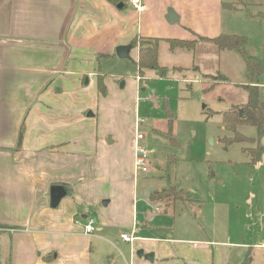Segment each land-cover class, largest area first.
<instances>
[{
	"label": "crops",
	"instance_id": "obj_1",
	"mask_svg": "<svg viewBox=\"0 0 264 264\" xmlns=\"http://www.w3.org/2000/svg\"><path fill=\"white\" fill-rule=\"evenodd\" d=\"M141 1L142 12L108 0H0V264H104V252L123 264H243L247 255L251 264H264L257 254L264 251V210L258 221H247L257 227L247 229L251 240L238 242V213L222 220L226 229L217 234L188 222L175 230L149 206H138L133 145L144 72L126 98L125 85L103 74L102 61L117 58L116 48L134 38L169 48L168 40L230 34L223 18L236 11L224 8L225 0ZM168 9L174 24L166 20ZM137 58L138 49H131L128 60ZM108 111L115 122L122 115L131 136L110 135ZM258 141L264 147V133ZM122 146L121 154L114 151ZM251 166L264 172V151ZM53 185L70 192L55 208L49 206ZM259 191L261 198L264 186ZM87 219L94 221L92 235L84 234Z\"/></svg>",
	"mask_w": 264,
	"mask_h": 264
},
{
	"label": "rangeland",
	"instance_id": "obj_2",
	"mask_svg": "<svg viewBox=\"0 0 264 264\" xmlns=\"http://www.w3.org/2000/svg\"><path fill=\"white\" fill-rule=\"evenodd\" d=\"M225 1L228 10L236 11L227 12L223 23L228 25L231 35L248 39L245 51L259 61L261 74L257 83L262 88L264 0ZM157 63L165 69V74L159 76L145 70L144 77L140 76L144 91L137 92L138 133L144 137L142 145L149 162L148 171L138 173L134 180L139 208L149 206L152 216H161L162 224L175 230L188 222L196 228L200 224L206 230L213 227L217 234L220 229H226L222 220L238 213L234 239L249 242L248 227L251 231L257 227L252 228V223L247 221H258L260 210H264V196L258 195L264 186V172L252 168L248 154L254 152L255 156L261 145L256 139L229 146L221 142L233 135L225 131L221 113L246 101L241 88L246 83L242 57L236 51L218 52L210 44H201L193 51H171L167 44H160ZM101 70L111 80L124 83L122 95L126 93V98L135 91L133 78L138 72L131 60L108 59L102 61ZM219 75L226 80H218ZM109 115L110 111L107 117L110 135L121 132L123 136L125 132L132 135L121 123L122 115L116 122ZM237 131L248 137L256 134V129L250 126H240ZM117 149L114 151L120 154L124 150L123 146ZM156 191H164L163 194L183 191V194H177L180 200L166 206L168 201L164 197L156 204L148 202L149 195ZM251 194L255 195L253 200ZM114 254L104 252L100 262L123 264ZM257 254L263 256L260 257L263 261L264 251Z\"/></svg>",
	"mask_w": 264,
	"mask_h": 264
},
{
	"label": "trees",
	"instance_id": "obj_3",
	"mask_svg": "<svg viewBox=\"0 0 264 264\" xmlns=\"http://www.w3.org/2000/svg\"><path fill=\"white\" fill-rule=\"evenodd\" d=\"M114 5L122 3L125 7L126 3L123 0H108ZM223 7L225 5L223 4ZM204 42L210 44L218 50L223 51H236L242 57L245 64V76L246 83L241 85V88L246 93V101L243 104L236 105L229 108L227 111L221 113V122L225 131L231 132L233 135L231 138H223L221 142L225 146H229L233 143H242L246 140H259L264 133V96L263 89L258 85L257 79L261 74V68L258 59L248 55L245 51V47L248 44L246 37H241L231 34H221L214 38H199L197 41H183V40H168L169 50L183 49L187 51H193L195 49L196 42ZM158 39L151 38H134L130 41L131 48L138 49V58L132 63L136 66L139 76L143 75L145 70L156 72L159 76L165 74V69L160 67L157 63V50ZM218 80L225 81L223 76L218 77ZM97 88L100 94L105 95V86L102 79H98ZM240 126H250L256 129L257 137L252 138L240 134L237 129ZM24 124H21L17 137L16 150H20L23 140ZM259 142V141H258ZM264 151V147L258 149V152L253 156L254 152H249L250 161L249 164L256 165L260 162L261 155ZM243 153L244 149H242ZM164 192V191H163ZM162 191L153 192L149 195L151 202H160L163 197L168 202L166 206H170L173 202L180 200L176 195L183 194V191L173 192L172 194H163ZM163 194V195H162ZM243 264H251V258L247 255Z\"/></svg>",
	"mask_w": 264,
	"mask_h": 264
},
{
	"label": "built area",
	"instance_id": "obj_4",
	"mask_svg": "<svg viewBox=\"0 0 264 264\" xmlns=\"http://www.w3.org/2000/svg\"><path fill=\"white\" fill-rule=\"evenodd\" d=\"M126 5L133 7L137 12H142L144 10V5L141 0H123ZM138 79V78H137ZM263 96H264V87ZM144 137L138 133V123H135V138L133 145V173L136 176L138 173H146L148 171V155L145 147L142 145L141 141ZM95 225L92 219H87V223L84 226V234L92 235L95 232ZM121 239L126 243H131L133 241L132 235H121Z\"/></svg>",
	"mask_w": 264,
	"mask_h": 264
},
{
	"label": "water",
	"instance_id": "obj_5",
	"mask_svg": "<svg viewBox=\"0 0 264 264\" xmlns=\"http://www.w3.org/2000/svg\"><path fill=\"white\" fill-rule=\"evenodd\" d=\"M117 9H122V3L117 5ZM166 20L169 24H174L177 21V16L175 15V13L171 9L167 10ZM131 49L132 48L130 45L120 46V47L116 48L115 54H116L117 58H119L121 60L128 59L129 58V52L131 51ZM123 86H124V83L121 82L120 88H122ZM109 142H111V141L109 140ZM172 144H174V143H172ZM175 146H177V145H175ZM69 195H70V192H69L67 187H63L60 185L51 186L49 189V206L51 208H55L63 198H66ZM102 204L106 205L107 201H103ZM142 255H143L142 251H139L137 253L138 257H142ZM143 258L149 262L153 261V255L152 254L144 255Z\"/></svg>",
	"mask_w": 264,
	"mask_h": 264
}]
</instances>
